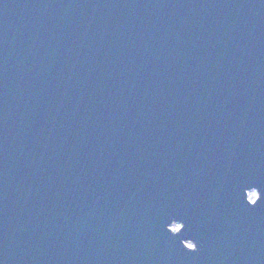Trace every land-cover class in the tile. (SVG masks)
<instances>
[{"label": "water", "instance_id": "obj_1", "mask_svg": "<svg viewBox=\"0 0 264 264\" xmlns=\"http://www.w3.org/2000/svg\"><path fill=\"white\" fill-rule=\"evenodd\" d=\"M0 264H264V0H0Z\"/></svg>", "mask_w": 264, "mask_h": 264}, {"label": "bare ground", "instance_id": "obj_2", "mask_svg": "<svg viewBox=\"0 0 264 264\" xmlns=\"http://www.w3.org/2000/svg\"><path fill=\"white\" fill-rule=\"evenodd\" d=\"M248 193H249V196H250L251 199H253V198L256 196V193H255L254 190H250ZM176 224H177V223H175V225H176Z\"/></svg>", "mask_w": 264, "mask_h": 264}, {"label": "rangeland", "instance_id": "obj_3", "mask_svg": "<svg viewBox=\"0 0 264 264\" xmlns=\"http://www.w3.org/2000/svg\"><path fill=\"white\" fill-rule=\"evenodd\" d=\"M179 226V223H177L176 225L173 224L172 228H177Z\"/></svg>", "mask_w": 264, "mask_h": 264}, {"label": "snow or ice", "instance_id": "obj_4", "mask_svg": "<svg viewBox=\"0 0 264 264\" xmlns=\"http://www.w3.org/2000/svg\"><path fill=\"white\" fill-rule=\"evenodd\" d=\"M256 204V203H255ZM255 204H253V205H255ZM192 251H195V249L194 250H192Z\"/></svg>", "mask_w": 264, "mask_h": 264}]
</instances>
